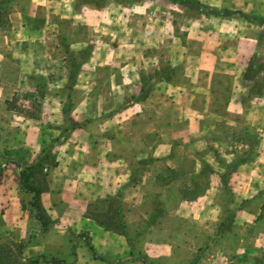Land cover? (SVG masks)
Here are the masks:
<instances>
[{
    "label": "rangeland",
    "instance_id": "374dc122",
    "mask_svg": "<svg viewBox=\"0 0 264 264\" xmlns=\"http://www.w3.org/2000/svg\"><path fill=\"white\" fill-rule=\"evenodd\" d=\"M65 1L64 5H53L51 9L66 14L78 10L88 15L115 16L116 30L123 33L118 40L121 43L118 48L123 46V49L117 50L115 57L120 63L132 60L131 73L135 75L132 86L124 90L123 85L109 83L111 74L120 69H110L114 55L102 43L106 37L100 38V43H96L100 47L93 52L96 39H92L89 26L78 23L77 17H66L58 27L63 30V39L57 31L53 37L55 45L67 48L66 54L63 53L67 59L63 68L42 67L36 71V82L31 80V74L27 77L29 83L22 85L18 80L25 70L15 62L1 64L4 84L0 85V125L3 126L0 141L7 140L6 134L14 133L10 126H19L14 121H24L29 112L45 107L62 108L71 120V115L80 110L90 114L94 110L130 107L135 110L136 103L144 97L149 99L145 101L152 113L151 120L159 112L163 122L171 124L174 115L176 120L170 132L178 129L184 132L170 141H163L153 131L144 134L143 142L139 140L136 147L123 152L132 159L133 173L128 182L115 193L92 192L85 212L71 211L67 220L56 213L49 214L43 219L46 225L42 228L34 218V212L42 216L40 206L34 201L35 210L29 203L31 194L23 192L24 220L21 225L13 221L11 228L3 229L0 242L8 245L28 239L36 241L42 252L33 254L36 251L30 249L28 257L39 254L56 257L39 264H62L60 259L74 264H264V244L256 245V179L242 182L237 178L240 163L254 160L262 134L232 130L223 118L233 75L225 71L214 73L216 83L209 101L201 94L195 95L192 102L183 97L175 100L169 93L178 83L188 87L189 73L200 56L199 50L212 41L213 45L234 50L216 54L218 58L228 57L237 68L246 65L243 86L251 96H256V103L263 100L260 96L264 92V51H256V45L264 41V19L256 22V4H204L199 0L194 6L174 0H76L71 6ZM6 10L8 13L4 9L0 15V29L5 30L10 28L9 4ZM45 10L38 8L41 12ZM256 27L261 37H256ZM126 46L130 47L124 49ZM95 59L101 62V67H86L85 77L89 79L78 85L80 62ZM146 65L152 66L151 69ZM56 75L68 76L69 84L44 83ZM93 77L96 84L89 83ZM166 78L168 84H164ZM48 92H63L66 99L46 102L44 96ZM205 108L217 113L216 117H202L200 121L203 125L207 120L212 129L202 128L196 131L198 134L191 135L187 131L190 117L181 115L180 119L176 115L183 109L191 116L190 113L203 112ZM10 110L21 114L7 116L5 112ZM76 125L77 121L69 123L70 127ZM59 145V138L50 144ZM46 157L44 161L50 166L56 152L50 151ZM39 175L36 172L34 178ZM128 185H132L131 192H125ZM58 193L53 192L52 198L62 216L68 206ZM261 195L263 203L258 219L264 221V187ZM34 221L38 224L36 228L32 227ZM83 236L89 237L99 258L92 255Z\"/></svg>",
    "mask_w": 264,
    "mask_h": 264
},
{
    "label": "crops",
    "instance_id": "0c3cea01",
    "mask_svg": "<svg viewBox=\"0 0 264 264\" xmlns=\"http://www.w3.org/2000/svg\"><path fill=\"white\" fill-rule=\"evenodd\" d=\"M200 2L224 5L256 4V22L264 19L260 16L264 14V0H200ZM65 3V0H10L8 3L11 8L9 14L10 28L0 29V70L1 64L15 62L20 69L25 70L18 80L19 84L25 85L29 83L27 77L31 74V80L36 82V71L42 67L63 68V62H67L63 53L66 54L67 48L62 45H55L53 37L56 36L55 31H57L63 39V30H58L59 22L64 21L66 17L73 16L77 17L78 23L88 25L92 31L91 37L96 39L93 52H95L96 47H100L96 45V43H100V38L106 37V39H102V43L108 46L109 52L114 55L113 63L109 64L110 69H120L118 73L114 71L111 74L109 83L123 85L125 86L124 90H129L127 87L132 86L131 83L135 77L131 73L134 65L132 60L120 63L121 61H117L115 57L117 50L121 49L118 48V45H121L118 40L123 35L122 32L116 30L115 16L111 13L108 15L99 13L88 15L78 10L73 11L76 13L66 14L63 11L51 9L53 5L62 6ZM75 3L76 0H68V4L71 6ZM37 7L46 8L47 11H38ZM208 32L211 30L208 29ZM256 37H261L257 27ZM128 47L130 46H126L124 49H128ZM202 47L199 50L200 56L189 73L188 87H182L178 83L176 88L170 89L172 93H169L175 100H180L183 97L188 102H192L195 95L201 94L209 101L216 83L214 73L225 71V73L233 75L231 93L223 118L232 130L260 131L262 134V138L256 147L254 160L251 162L242 161L237 170L240 175L237 178L242 182L256 179V245H261L264 244V221H260L258 216L262 210L263 202L260 200L264 184L259 186L257 182H264V92L260 96L263 100L256 103V96H251L252 93H249L243 86L246 65L243 64L237 68L233 61L232 63L229 62L228 57L220 56L218 58L216 52L226 54L234 52L230 47L224 48V45L218 47L213 45L212 41L206 45L203 44ZM257 50L264 51V41L256 45ZM57 54L61 55L58 57ZM223 59H227L228 62L225 63ZM100 65L101 62L96 59L92 62L81 61L79 67L82 71L77 75L76 83L82 85L86 83V79H89V77H85L86 71L84 69L86 67L96 69L100 68ZM116 65L118 66L116 67ZM151 67L146 65L147 69H151ZM153 69L156 70V68ZM30 71L33 72L30 73ZM68 80V76L56 75L53 80L44 81V83L65 85L69 84ZM158 82L163 81L158 80ZM89 83L96 84V78L93 77ZM168 83L166 78L164 84ZM2 84H4V78L0 76V85ZM174 84L175 82L172 86ZM65 99L66 94L63 92L62 94L48 92L44 96L46 102H61ZM145 100H149L148 97L140 98V103H136L137 108L135 110L132 109L133 107L103 111L94 110L91 114L80 110L76 112L77 114L71 115L73 117L71 120L70 114L66 113L64 109L45 107L39 111L29 112L28 119L24 121H14L13 124L19 125L10 126L14 129L15 136L14 133L12 135L6 134L7 140L3 138L0 141V166H2L0 168V233L3 229L11 228L13 221L21 225L25 212L21 195L23 192H28L31 197L33 196L31 192L25 191L19 186L21 171L25 165L37 166L32 168L29 180L43 188L34 198L36 204L40 206L43 219L49 214L56 213L62 220H67L71 211L85 212L93 195L92 192L115 193L122 184L128 182L133 173L132 159L123 152H126V149H132L134 145L136 147L137 141L143 142L141 139L144 134L151 131L159 133L163 141H170L172 137H180L183 134L184 129H178L172 133L169 130L176 120L174 115L171 124H168L163 122L159 112H156L152 117L156 121L154 124V121L150 119L152 113H149L148 104ZM188 109L191 110V106ZM205 109L203 112L196 110L193 114L190 113L191 116H188L189 113L186 114L182 109L176 117L180 116V119L183 118V115L190 117L187 131L191 135H196L198 134L196 133L197 130L200 131L203 128L204 131H208L213 127L207 120L202 125L200 123L202 117L217 116V113ZM5 113L7 116L21 114V112L16 114L11 110ZM180 119L177 118V121ZM70 121H77L78 125L70 127ZM7 125L9 126V123ZM2 127L0 125V130ZM54 138H59L60 145L51 147L50 144ZM50 151L56 152V159L50 165L51 167L44 161ZM36 172L40 173L39 178H34ZM131 191L132 185H128L125 192ZM53 192H59V197H62L68 206L63 211L64 215L62 214V216L54 207ZM79 204L81 205L79 206ZM1 208H4L3 212ZM32 225V227H38L36 221ZM39 247L36 241H30L23 253L26 257L31 255L30 249L36 251L32 252L33 254L41 253L42 248Z\"/></svg>",
    "mask_w": 264,
    "mask_h": 264
},
{
    "label": "trees",
    "instance_id": "16d2710c",
    "mask_svg": "<svg viewBox=\"0 0 264 264\" xmlns=\"http://www.w3.org/2000/svg\"><path fill=\"white\" fill-rule=\"evenodd\" d=\"M176 2L182 3V4H189L196 6L199 2L198 0H174ZM10 2V0H0V15L2 14V11L5 9L6 13H8V10H6V5ZM35 166V165H34ZM33 166H28L27 168H24L21 171V188L25 191H29L33 194L32 198L30 199L29 203L30 205L36 210L37 206L34 203L35 196L42 191V187L39 185L34 184V182L30 181V175H31V168ZM34 218L41 224L42 228H45V221L43 220V217L39 212H34ZM83 239L88 246V248L91 250L92 255L95 258H99L96 249L87 236H83ZM30 240H26L23 242H20L18 244H5L3 242H0V264H39L41 261H49L51 259H55V256H51L48 258L45 254H39L38 256L34 258L26 257L23 253V250L27 243ZM73 255L75 256V252H73ZM62 264H74V262L67 263L63 259H60ZM143 261L147 262L146 258H143Z\"/></svg>",
    "mask_w": 264,
    "mask_h": 264
}]
</instances>
